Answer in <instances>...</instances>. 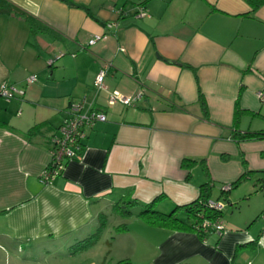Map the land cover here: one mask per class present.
<instances>
[{"label": "crops", "instance_id": "1", "mask_svg": "<svg viewBox=\"0 0 264 264\" xmlns=\"http://www.w3.org/2000/svg\"><path fill=\"white\" fill-rule=\"evenodd\" d=\"M139 7L146 16L137 15ZM30 76L35 81L27 83ZM3 82L23 94L0 97V264L8 256L12 264L44 251L57 256L61 246L93 234L102 218L98 241L107 232L111 250L123 243L129 252L121 260L130 264H264V139L237 137L264 130L257 96L264 91V4L253 10L246 0H0ZM112 91L143 96L109 105ZM77 100L103 111L106 121L86 131L80 157L44 185L48 138ZM204 183L210 200L224 205L220 237L137 216L150 204L162 213L186 205ZM125 201L140 207L131 211L146 224L135 221L137 233L127 224L122 232L108 226L122 218L115 205ZM20 250L27 251L22 261Z\"/></svg>", "mask_w": 264, "mask_h": 264}, {"label": "built area", "instance_id": "2", "mask_svg": "<svg viewBox=\"0 0 264 264\" xmlns=\"http://www.w3.org/2000/svg\"><path fill=\"white\" fill-rule=\"evenodd\" d=\"M137 15L146 16L147 11L144 8L139 7ZM111 26H113V24L107 25L108 28ZM105 37L106 36L103 34L95 35L88 41V43L89 45H92ZM48 63L51 64L52 60H49ZM104 76L105 70L101 69L94 79V87L96 91L102 88ZM34 81V76H30L27 79V83H32ZM22 94L23 91L18 89L15 85L4 82L0 84V97L5 101H10L13 97ZM142 96V91L132 95H123L118 91H112L108 95L107 102L109 105L119 102L123 105L129 106ZM257 96L260 101H264V91H258ZM103 121H106V114L103 111L95 109L85 100L71 101L66 108L62 122L48 138L49 160L40 175V182L44 185L49 184L56 176L64 171L65 166L69 161L78 159L81 155L86 131L92 128L96 122ZM231 187V183H226L222 186V189L227 191ZM208 206L216 211H222L224 207L223 203L214 200H209ZM195 227L196 230L202 234L211 233L218 237L222 236L224 232L220 218H202Z\"/></svg>", "mask_w": 264, "mask_h": 264}, {"label": "trees", "instance_id": "3", "mask_svg": "<svg viewBox=\"0 0 264 264\" xmlns=\"http://www.w3.org/2000/svg\"><path fill=\"white\" fill-rule=\"evenodd\" d=\"M250 5L252 6V9L255 10L262 4H264V0H246ZM16 15L23 16L27 20H30L31 18L19 11H15ZM31 23V26L34 27L33 23ZM40 125H36L32 127L29 131H33L34 129L38 128ZM239 139H264V130H260L257 132H246L244 134H241L240 136L237 135ZM191 161L189 159H184L182 161V166H188ZM243 179V176L240 177L235 182L231 183L233 186L237 182ZM210 194H211V188L208 183H204L200 187V194L197 199L194 201L180 206L175 207L173 210L167 213H162L159 211H156L151 208L152 204L148 205V207L141 210L137 216L139 218H142L144 221L151 225H155L158 227H165L171 230H191L196 232L200 237L203 239L205 238L206 234H202L196 230L195 225L198 224L202 218H211V219H217L221 218L222 211H216L208 206V201L210 200ZM130 202L125 201L124 203H117L115 205V211L120 214L121 216H131L132 212L128 209ZM179 209L184 210V218H181L179 216ZM105 226V220L102 218V221L100 223V226L97 228V230L89 235L88 237L82 239L81 241L76 243V249L82 250L90 247L94 243H96L97 240H99L100 235L102 233L103 227ZM126 224L118 225L115 228V232H122L126 230ZM117 264H130L128 260H120L117 262Z\"/></svg>", "mask_w": 264, "mask_h": 264}, {"label": "rangeland", "instance_id": "4", "mask_svg": "<svg viewBox=\"0 0 264 264\" xmlns=\"http://www.w3.org/2000/svg\"><path fill=\"white\" fill-rule=\"evenodd\" d=\"M128 209L132 212L137 211L140 209L139 206H130V208L128 207ZM223 211V210H222ZM225 211V210H224ZM226 213H224L225 216ZM111 215L113 216V214L111 213ZM135 218L131 217V216H122V218L120 216H114L113 218L108 219V226H115L117 227L118 225L121 224H127V226L131 229H133V233L134 231L138 230L140 225L136 224L135 221H139L142 224L141 225H146L145 222L143 220H134ZM113 226V227H114ZM111 228V227H110ZM112 229V228H111ZM135 229V230H134ZM113 231H115V228L113 229ZM112 232V230H111ZM138 231H136L137 233ZM134 234H132L133 236ZM101 236V235H100ZM130 236V237H132ZM135 236V235H134ZM133 236V237H134ZM101 238V237H100ZM99 238V239H100ZM105 239H107L108 241L111 240V238L109 237V234L106 232L105 234V238L103 237L101 239V241H96V243H94L93 245H91L90 247L86 248V249H82V250H78L76 249V244L71 245V246H66L63 245L61 246L59 249H57V256H53V255H48L47 252H43L41 254L38 255L37 259L33 262H29L27 261L26 264H73V263H78L77 261H84L85 259L88 258H92V259H97L100 260L101 263L103 262V264H117L118 261H120L121 259H123L124 257H122L124 254H127L126 251L129 252V250L125 251V248L123 246V243L119 246H121L120 249H110V246L107 245L105 242ZM132 238H128L125 240V242L130 243ZM136 239H137V235H136ZM138 239H139V235H138ZM123 246V247H122ZM126 247H130V244H127ZM22 250H20V260L22 261L23 257L26 255V253L23 252V254L21 253ZM59 257V258H58ZM3 260L2 264H12V260L10 261V257H7V260ZM16 264H22L21 262H16ZM240 264H248V259L242 258Z\"/></svg>", "mask_w": 264, "mask_h": 264}]
</instances>
